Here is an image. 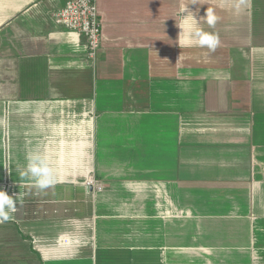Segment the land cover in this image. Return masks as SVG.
I'll use <instances>...</instances> for the list:
<instances>
[{"label": "crops", "instance_id": "0c3cea01", "mask_svg": "<svg viewBox=\"0 0 264 264\" xmlns=\"http://www.w3.org/2000/svg\"><path fill=\"white\" fill-rule=\"evenodd\" d=\"M66 1L0 0V188L24 193L2 256L264 264V0H98L95 59L55 21ZM186 6L214 9L215 51L180 47ZM37 151L43 191L17 171Z\"/></svg>", "mask_w": 264, "mask_h": 264}, {"label": "clouds", "instance_id": "9594fccd", "mask_svg": "<svg viewBox=\"0 0 264 264\" xmlns=\"http://www.w3.org/2000/svg\"><path fill=\"white\" fill-rule=\"evenodd\" d=\"M193 0L192 3H196ZM188 6L181 7V21L178 27L181 29L178 36V43L181 48L199 46L207 48L210 51H215L220 45L219 35L215 32L205 31L200 25L203 20L210 27H214L218 21V16L215 14L214 9L207 8L205 16L201 17L198 21L192 11H188ZM187 13V14H185ZM27 164L23 169H17L19 179L21 182L27 180L30 186L38 190H46L54 186L58 182V176L51 165V162L46 154L40 152H31L26 157ZM87 184L94 185V178L85 177ZM21 189L22 184L19 183ZM24 202V193L18 192L9 194L5 189L0 188V224L8 222L16 218V213L19 211L18 206H22Z\"/></svg>", "mask_w": 264, "mask_h": 264}, {"label": "built area", "instance_id": "2783aa9c", "mask_svg": "<svg viewBox=\"0 0 264 264\" xmlns=\"http://www.w3.org/2000/svg\"><path fill=\"white\" fill-rule=\"evenodd\" d=\"M55 21L59 26L84 34L88 41L89 56L97 57L101 48L103 22L99 12L98 0H67L65 5L55 12ZM97 190L104 188V183L94 178ZM68 240V237L60 238Z\"/></svg>", "mask_w": 264, "mask_h": 264}, {"label": "rangeland", "instance_id": "374dc122", "mask_svg": "<svg viewBox=\"0 0 264 264\" xmlns=\"http://www.w3.org/2000/svg\"><path fill=\"white\" fill-rule=\"evenodd\" d=\"M157 131V129L156 130H154V133ZM169 136H170V138H173V137H175V132H174V130H170V134H169ZM174 158L175 159H177V157H175L174 156ZM178 161V160H177ZM177 161L176 160H171L170 161V165L171 166H173V167H175L176 165H177ZM180 163H181V161H180ZM184 166L186 169H190V167L187 165V164H181V166ZM24 258V257H23ZM15 260L14 261H7V258L4 256H2V253L0 252V264H19L18 263V260H17V258H14ZM21 261H23V260H21ZM8 262V263H7ZM11 262V263H10ZM24 262V261H23ZM25 264H30V263H32V262H24Z\"/></svg>", "mask_w": 264, "mask_h": 264}]
</instances>
